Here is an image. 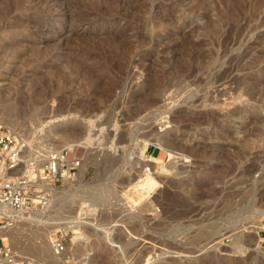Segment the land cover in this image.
<instances>
[{"label": "rangeland", "instance_id": "1", "mask_svg": "<svg viewBox=\"0 0 264 264\" xmlns=\"http://www.w3.org/2000/svg\"><path fill=\"white\" fill-rule=\"evenodd\" d=\"M0 75V122L83 167L21 261L264 264V0H0Z\"/></svg>", "mask_w": 264, "mask_h": 264}, {"label": "built area", "instance_id": "2", "mask_svg": "<svg viewBox=\"0 0 264 264\" xmlns=\"http://www.w3.org/2000/svg\"><path fill=\"white\" fill-rule=\"evenodd\" d=\"M76 146L38 151L27 147L22 138L0 122V228L13 226L14 220L6 213L27 214L50 206L54 190L73 181L81 167L75 155ZM259 241L264 243V218L260 222ZM65 236L53 235L52 255L66 250ZM14 251L6 238H0V260L16 264ZM19 264H36L21 261Z\"/></svg>", "mask_w": 264, "mask_h": 264}, {"label": "bare ground", "instance_id": "3", "mask_svg": "<svg viewBox=\"0 0 264 264\" xmlns=\"http://www.w3.org/2000/svg\"><path fill=\"white\" fill-rule=\"evenodd\" d=\"M13 72L14 71H11V75L13 74ZM1 76V75H0ZM7 120V119H6ZM8 121H10V120H8ZM6 123H8V122H6ZM10 124H11V122H9ZM53 129V128H52ZM45 131V130H44ZM49 133H51L52 134V136H54V135H56V132H54L53 130H48V131H45L44 132V134H45V136H47ZM43 134V135H44ZM57 136H59V135H57ZM49 137V136H48ZM47 137V138H48ZM48 144V143H47ZM46 144V145H47ZM45 145V146H46ZM134 146H135V149H134V154H136L135 155V158H136V160L137 161H139L141 158H143V157H145L144 155H145V153H146V150H147V147L149 146V143H147V142H145V141H140L139 142V140L138 141H136L135 142V144H134ZM46 148H47V146H46ZM42 149V148H41ZM32 150V149H31ZM43 151H44V149H42ZM47 151H48V149H47ZM139 163V162H138ZM83 172V167H81L80 168V171H79V173H82ZM79 176H80V174H79ZM81 178V177H80ZM56 190H58V189H55L54 190V193H53V196H54V194H55V192H56ZM54 203L55 201H54V198L52 199V201H51V203ZM44 210V209H43ZM8 216H10V217H12L13 218V220H14V222H15V224H20L19 222L20 221H24V222H29L30 224H33V225H37V224H39V223H42V224H48L49 222H48V219L46 218V220H44V217H45V213L41 210V211H33V212H29V213H27V214H16V213H14V212H12V211H8L7 213H6ZM262 216V215H261ZM264 216V215H263ZM261 222V221H260ZM255 224V223H254ZM249 227H251V230H252V228L255 230V234L257 235V233L259 232V230L261 229V226H260V224H259V222L254 226V225H251V226H249ZM249 227H247V228H249ZM58 228H60L63 232H69V231H72V230H74V228H75V226H73L72 224L71 225H69V223H65V224H62V225H60V226H58ZM246 228V227H245ZM244 228V229H245ZM36 233V238H37V240H39L40 239V242H41V239L43 240V237H44V234H43V232L42 233H40V232H35ZM45 233V232H44ZM253 234V233H252ZM12 235H13V232L11 231V229L9 230V229H6V230H3V229H1L0 228V238H6L7 239V241H8V243H10L11 242V237H12ZM255 236V235H254ZM46 237L49 239V241H50V243H51V238H52V233H50V231L49 230H47L46 231ZM257 237V236H256ZM16 240V239H15ZM19 243V242H18ZM39 243V242H38ZM11 244V243H10ZM9 244V245H10ZM13 244V243H12ZM41 244V243H40ZM12 247H14V249H15V246H12ZM11 247V248H12ZM14 249H12V250H14ZM30 249V252H34V251H40V253L42 252V251H44V250H46V249H44L43 250V248H42V251H41V247H39L38 245H37V243H35V247H34V249H31V248H29ZM237 249L238 250H242L240 247H237ZM25 252H28V248H24L23 249ZM44 252H46V251H44ZM239 252V251H238ZM15 255V262H16V264H19V261H21L22 260V258L21 257H19L20 255H18V253H14ZM44 255V254H43ZM53 257V256H52ZM60 257V256H59ZM48 258V257H47ZM49 259L51 260H49V263L51 262V264L53 263V264H55V262L57 261H55L54 262V260L51 258V257H49ZM59 263V262H58ZM0 264H3L2 263V260H0ZM56 264H57V262H56Z\"/></svg>", "mask_w": 264, "mask_h": 264}]
</instances>
